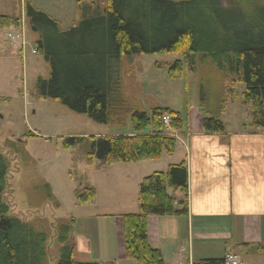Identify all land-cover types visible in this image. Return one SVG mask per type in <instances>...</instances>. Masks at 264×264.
Here are the masks:
<instances>
[{"label":"trees","instance_id":"1","mask_svg":"<svg viewBox=\"0 0 264 264\" xmlns=\"http://www.w3.org/2000/svg\"><path fill=\"white\" fill-rule=\"evenodd\" d=\"M80 10L81 23L60 31L56 20L26 5V19L39 35L36 53L50 65V79L40 78L37 90L41 97L98 124L123 128L131 121L133 133L67 138V148L87 146L89 157L102 166L156 161L164 153H175L177 140L165 133L163 118L169 115L170 128L179 131L184 124L181 114L167 108H154L148 114L133 108L123 95L122 59L140 55H182L183 61L169 67L171 79L189 71L197 73L200 60H212L223 74L225 95L214 99L211 117L203 120L205 133H225L221 115L239 98L241 84L246 86L243 103L251 110L249 127L264 130V8L248 16L240 7H225L220 0H108L103 11L95 3L80 5ZM23 23L21 18L0 16V30L20 31ZM201 88L206 90V85ZM8 170L0 152V264H43L47 235L9 218L2 203ZM77 199L80 206L91 205L97 192L86 188ZM139 202V214L123 216L127 257L138 264H165L162 252L149 242L148 219L188 214L187 163L146 177ZM75 225V218L61 219L55 225L62 246L57 264H97L76 262Z\"/></svg>","mask_w":264,"mask_h":264},{"label":"rangeland","instance_id":"2","mask_svg":"<svg viewBox=\"0 0 264 264\" xmlns=\"http://www.w3.org/2000/svg\"><path fill=\"white\" fill-rule=\"evenodd\" d=\"M220 1L225 7H240L248 16L255 9L264 8V0ZM93 3L103 11L108 0H0V16L17 17L24 22V29L19 32L0 30V152L9 167L2 203L8 208L9 218L20 221L37 234L47 235V256L43 264H57L60 258L62 246L55 228L58 221L79 218L75 230L79 235L90 229V225H96L94 220L85 223L84 217L90 214L96 217L114 203H130L135 197L132 181L126 182L123 190L120 184L124 185L123 174H130L128 171L130 175L136 174V168L102 166L89 157L87 146L67 148L65 145L67 138L129 135L133 133L131 121L123 128L98 124L60 102L41 97L37 90L40 78L50 79V65L36 53L39 35L26 20V5L31 4L49 15L58 22L60 31H67L83 20L80 5ZM20 32H24V39L17 42L8 37L9 33ZM6 44L12 52L10 58L1 48ZM19 51L25 53L20 55ZM183 60L182 55L156 54L123 58L121 62L122 92L133 108L148 114L156 107L171 108L181 114L184 121L181 130L165 126V133L176 140L178 133L181 135L188 127H202L203 120L211 117L216 96L225 95L223 74L210 59L200 60L197 73L189 71L182 78H169V67ZM204 85L206 98L201 88ZM245 89L244 84L239 85V98L228 106L221 120L251 122V110L242 99ZM158 161H155L157 165L142 164V174L166 172V160ZM90 187L98 192L99 202L93 207H82L78 204V195ZM22 230L27 232L26 228ZM90 242L96 249V242ZM76 245V262L93 259L86 242L79 238Z\"/></svg>","mask_w":264,"mask_h":264},{"label":"crops","instance_id":"3","mask_svg":"<svg viewBox=\"0 0 264 264\" xmlns=\"http://www.w3.org/2000/svg\"><path fill=\"white\" fill-rule=\"evenodd\" d=\"M1 48L10 58V47L6 44ZM222 121L225 125L222 135L207 134L203 126L188 127L186 132L178 133L175 153H164L160 159L166 160L168 168L182 162L188 166V214L148 219L149 242L162 252L165 264H209L208 261L222 264L228 253L237 255L244 264H264V130L250 128L251 122ZM149 162L158 164L146 161L110 167L138 170L136 174L130 175L131 171L123 174L124 185L120 184L123 190L125 183L132 181L135 197L130 203H114L96 217L93 214L84 217L85 223L94 220L96 225H90L79 235L75 234L79 218H75L72 239L75 260L79 238L89 245V256L93 257L79 263L138 264L126 254L123 216L140 213L142 181L155 173H165L156 170L142 174V164ZM99 198L97 192L96 201L87 206H96ZM90 241L96 242V249Z\"/></svg>","mask_w":264,"mask_h":264},{"label":"built area","instance_id":"4","mask_svg":"<svg viewBox=\"0 0 264 264\" xmlns=\"http://www.w3.org/2000/svg\"><path fill=\"white\" fill-rule=\"evenodd\" d=\"M8 37L11 39L12 42H17L18 40L24 39L23 38L24 32L17 33L16 35H14L13 33H9ZM163 123H164V126L170 127L171 118L169 115L164 116ZM223 264H244V263L239 259L237 255L233 253H228L224 258Z\"/></svg>","mask_w":264,"mask_h":264},{"label":"bare ground","instance_id":"5","mask_svg":"<svg viewBox=\"0 0 264 264\" xmlns=\"http://www.w3.org/2000/svg\"><path fill=\"white\" fill-rule=\"evenodd\" d=\"M172 120V119H171Z\"/></svg>","mask_w":264,"mask_h":264}]
</instances>
